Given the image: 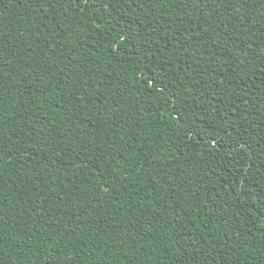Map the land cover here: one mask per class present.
<instances>
[{
	"label": "trees",
	"instance_id": "1",
	"mask_svg": "<svg viewBox=\"0 0 264 264\" xmlns=\"http://www.w3.org/2000/svg\"><path fill=\"white\" fill-rule=\"evenodd\" d=\"M0 33V264H264V0H0Z\"/></svg>",
	"mask_w": 264,
	"mask_h": 264
},
{
	"label": "snow or ice",
	"instance_id": "2",
	"mask_svg": "<svg viewBox=\"0 0 264 264\" xmlns=\"http://www.w3.org/2000/svg\"><path fill=\"white\" fill-rule=\"evenodd\" d=\"M198 2H200L202 4H207V3H210V2H214V0H198ZM0 35H2V33H0ZM258 56H259V58L264 59V50H261L258 53ZM260 75L264 76V65H262L260 67ZM2 155H3V149L0 148V157H2ZM259 169H264V159L260 160L259 165H258V170Z\"/></svg>",
	"mask_w": 264,
	"mask_h": 264
}]
</instances>
